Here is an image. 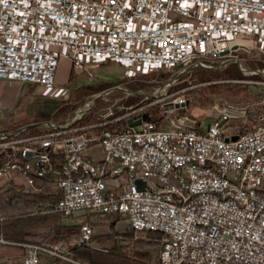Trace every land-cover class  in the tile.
Listing matches in <instances>:
<instances>
[{
	"label": "built area",
	"instance_id": "obj_1",
	"mask_svg": "<svg viewBox=\"0 0 264 264\" xmlns=\"http://www.w3.org/2000/svg\"><path fill=\"white\" fill-rule=\"evenodd\" d=\"M254 47L264 48V0H0V80L47 92L57 91L63 58L94 83L108 61L127 76L190 74ZM187 88L89 105L69 123L31 133L0 130V187L18 177L26 190L52 185L50 208L78 216L71 238L23 242L20 264L77 262L71 247L93 234L86 212L160 232L157 264H264V113L242 128L233 122L245 109L230 103L196 118L185 111ZM91 144L96 159L85 152Z\"/></svg>",
	"mask_w": 264,
	"mask_h": 264
},
{
	"label": "rangeland",
	"instance_id": "obj_2",
	"mask_svg": "<svg viewBox=\"0 0 264 264\" xmlns=\"http://www.w3.org/2000/svg\"><path fill=\"white\" fill-rule=\"evenodd\" d=\"M237 56L243 67L259 69V71L242 72L237 62L232 60L230 62L236 64L240 72L239 76L230 77L222 71L230 62L205 71L192 69L190 74L184 71V73L177 75L178 71L174 68H165L127 76L123 66L114 61H108L96 67L98 72L97 81L87 83L85 73L73 75L70 66H67V62L61 63L60 61L56 76L59 80H64L67 76L68 81L63 82L64 84L57 82L56 92H47L35 84L34 88L30 90L28 82H20L14 79L7 81V96L2 102L4 106H0V128L16 127L33 122L55 123L63 121L65 116L57 117L59 108L74 105L75 108L68 114L70 115L77 107L90 100L95 93L111 86L114 87L108 92L97 96L89 104L90 111L106 108L116 100L122 103L121 101L124 99H132L130 104H133L143 95V93L136 92L137 90L154 93V90L158 87H165V93H170L177 90V88L187 86L189 101L185 108L186 112L196 118L210 119L216 116L218 107L224 103H230L245 109V116L235 119V122H233L238 123L239 128H242V125H249L260 113H264V48L259 50L254 47L248 52L238 51ZM195 70L200 72H194ZM129 71L131 70L129 69ZM104 85L108 86L105 87ZM117 85L135 92L126 95ZM123 105L126 104L123 103ZM150 110L153 118L159 114L157 105H154ZM41 126L46 125H34L35 128L30 129L27 133L35 132L42 128ZM85 152L95 159L101 154L100 148L95 144H91ZM48 186L54 189L52 185ZM85 215L86 218L89 217L91 220L94 234L106 233L113 229L116 232H122L131 228L126 219L116 214L105 215L97 212H86ZM63 221L73 225V232L66 237L75 236L78 228V216L72 215L67 219H63ZM111 223H113V228L110 226ZM36 232L35 239L49 240L50 233H48V229H39ZM133 234L136 236L137 232ZM90 243L95 244L96 247L106 248L111 245L112 239L107 238L100 242L92 240ZM148 250L153 256L152 262H154L157 247L150 246Z\"/></svg>",
	"mask_w": 264,
	"mask_h": 264
},
{
	"label": "trees",
	"instance_id": "obj_3",
	"mask_svg": "<svg viewBox=\"0 0 264 264\" xmlns=\"http://www.w3.org/2000/svg\"><path fill=\"white\" fill-rule=\"evenodd\" d=\"M202 70L205 71V69ZM222 71L230 77L240 75L234 62H230ZM194 72L199 73L200 71L195 70ZM33 88L34 84L29 83V89ZM131 101L132 99H124L121 102L127 105ZM74 108V105L62 106L57 112V117L68 115ZM87 120V116L82 118V121ZM34 128V126L28 127L22 133H27ZM56 197V189L50 188L47 184H41L37 190H26L22 183L16 182L1 186L0 231L2 238L7 240L4 244L23 248V242L36 241L34 237L39 229H48L49 240L52 241L72 233L73 225L61 223V214L50 208ZM110 226L113 228V223ZM136 232V236H134L132 228L122 232H116L114 229L102 234L93 232L91 241L100 242L111 238V245L100 248L93 243L75 244L71 247V256L77 262H63L62 264H157L160 232L145 229ZM150 246L157 247L154 262H152L153 256L148 250Z\"/></svg>",
	"mask_w": 264,
	"mask_h": 264
},
{
	"label": "crops",
	"instance_id": "obj_4",
	"mask_svg": "<svg viewBox=\"0 0 264 264\" xmlns=\"http://www.w3.org/2000/svg\"><path fill=\"white\" fill-rule=\"evenodd\" d=\"M60 61H61V63L62 62H67V66L68 67L70 66L69 65V61L67 59L63 58V59H60ZM8 80L9 79H1L0 80V91H1L2 83H4L3 84V89L0 92V106H4L2 104V102H3L4 98H5V96H7V92L8 91L6 90V86H7V81ZM56 81L59 84H64L65 82L68 81V77L66 76V78L64 80H59L57 78V76H56ZM19 126H21V125H19ZM19 126H16V127H7V128H0V130H15ZM16 181L19 182V183H23L22 182L23 181V178L22 177H18V179ZM65 218L67 219V217H63L61 215L60 222L61 223H64V224H70L68 222H64L63 221V219H65ZM77 230H78V228H77ZM0 238H2L1 231H0ZM36 241H45V240L36 239ZM50 241H52V240H50ZM6 242H7V240H5V241H1L0 240V264H20V261H21V258H22L23 252H24V248H16L14 246L5 245L4 243H6Z\"/></svg>",
	"mask_w": 264,
	"mask_h": 264
},
{
	"label": "water",
	"instance_id": "obj_5",
	"mask_svg": "<svg viewBox=\"0 0 264 264\" xmlns=\"http://www.w3.org/2000/svg\"><path fill=\"white\" fill-rule=\"evenodd\" d=\"M235 61L237 62L238 67H239V69H240L242 72H247V71H248V72H249V71L255 72V71H259V69H251V68H245V67H243L239 59H235ZM112 87H114V86L107 87V88H105V89H103V90H101V91L95 93V94L93 95V97H92L90 100L86 101L83 105H80L79 107H77V108L75 109V111H74L72 114L65 116V117L63 118V120L68 119V123L71 122V120L74 119V117H75V115H76L77 113H81V112L83 111V109L86 108L87 106H89V104H90L91 102H93V100H94L97 96H99L100 94H103V93L108 92ZM117 87H119V88H120L121 90H123L124 92H135L134 90L127 89V88H124V87L119 86V85H117ZM136 92H138V93H144L143 91H139V90H137ZM143 117H144V118H148V116H147L146 114H143ZM138 123H139V120H136V121L131 122V125H134V126H135V129H138V126H137ZM38 124H43V125H46V126H48V125H51V126H59V125H61V121H57V122H55V123H54V122H49V123H46V122H39V123H37V122H33V123H27V124L21 125V126H19L18 128H16V131L18 132V131H21V130H23V129H26V128H28V127H31V126H34V125H38ZM235 137H236V136H232V138H235ZM136 182L138 183V186H139V187H142L143 184H142L141 179H137Z\"/></svg>",
	"mask_w": 264,
	"mask_h": 264
}]
</instances>
